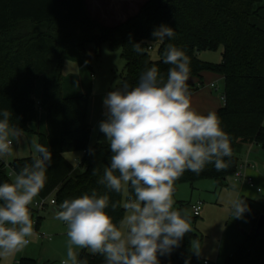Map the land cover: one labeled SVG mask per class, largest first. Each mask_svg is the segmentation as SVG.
<instances>
[{"label":"trees","instance_id":"trees-1","mask_svg":"<svg viewBox=\"0 0 264 264\" xmlns=\"http://www.w3.org/2000/svg\"><path fill=\"white\" fill-rule=\"evenodd\" d=\"M264 0H148L138 12L124 22L107 27L91 18L85 0H0V109L12 112L10 124L24 133H33L39 143L52 153L45 187L36 198L53 197L58 208L65 199L76 198L95 189L108 194L110 203L123 197L99 185V173L109 163L111 155L103 134L90 147L91 126L88 123L89 101L92 95L91 54L103 42L121 51L125 62L122 82L135 86L141 73L155 64L166 79L170 65L163 63L166 45L172 43L183 50L190 61L187 86L190 94L203 86L205 73L220 75L224 81L223 106L215 113L221 127L231 138L230 166L216 171L209 164L197 175L186 171L175 183L191 187L199 181L212 179L217 188L228 186V179L237 170L238 154L248 145L264 149V29L253 17L260 18ZM172 27L175 36L158 48V59L149 51L156 42L153 31L160 25ZM145 47L136 53L132 44ZM94 46V50H88ZM222 49L220 64L198 59L202 51ZM75 63L78 74H65V65ZM41 79V95L34 100L35 85ZM196 79V84L191 80ZM45 114L47 134L28 127ZM94 155H89V149ZM69 152H80L82 170L73 175V165L65 158ZM227 159V158H226ZM32 157L15 159L8 165L0 162V184L12 182L15 174ZM248 205L243 217L251 232L224 264H264V227L254 237L260 217L264 216V199L241 197ZM184 203L178 202L182 210ZM113 222L119 225L123 208L107 209ZM31 216L36 213L30 208ZM195 219V218H194ZM40 217L37 219L39 224ZM38 226V225H37ZM198 235L191 230L171 254L159 256L160 264H200V256L192 249ZM79 259L87 264H104L100 255L83 250ZM20 264H36L24 259Z\"/></svg>","mask_w":264,"mask_h":264},{"label":"clouds","instance_id":"clouds-1","mask_svg":"<svg viewBox=\"0 0 264 264\" xmlns=\"http://www.w3.org/2000/svg\"><path fill=\"white\" fill-rule=\"evenodd\" d=\"M161 44L172 39V27L160 25L152 33ZM138 54L140 43L132 44ZM163 63L170 65L167 78L153 64L140 75L135 86L124 81L103 98L104 119L99 131L108 141L109 163L97 183L122 200L111 202L108 194L93 189L65 199L56 209L68 237L67 256L61 264H87L74 250H87L104 258V264H160L159 256L171 254L191 231L189 217L174 207V185L186 172L199 175L211 164L220 172L230 166L231 138L215 112L201 114L190 103L187 81L190 61L183 50L168 43ZM12 112L0 109V158L11 155L13 139L24 130L10 124ZM35 155L12 182L0 184V257L21 251L34 235L29 205L45 187L52 153L36 137L31 139ZM94 155V150H88ZM227 158V159H226ZM235 218L248 211L244 199L229 200ZM123 208L119 225L107 209ZM199 242L195 253L200 255ZM185 264H188L186 261Z\"/></svg>","mask_w":264,"mask_h":264},{"label":"rangeland","instance_id":"rangeland-1","mask_svg":"<svg viewBox=\"0 0 264 264\" xmlns=\"http://www.w3.org/2000/svg\"><path fill=\"white\" fill-rule=\"evenodd\" d=\"M260 12V18L253 17L252 21L261 28H264V4ZM131 17V16H130ZM121 14L108 13L106 17L98 21L107 27L118 25L121 21ZM160 42L157 40L152 43V50L149 55L152 60L158 59V48ZM88 50L93 51L94 46H89ZM222 49L214 51H202L198 53V59L210 63L220 64L222 61ZM92 77V95L89 101V121L91 126L90 147L94 146L101 132L99 123L105 117L103 98L113 90V87L121 85L125 73V62L121 58V51L113 49L108 43L103 42L99 45L97 54H91ZM65 74H78V67L75 63L65 65ZM193 81H197L194 79ZM202 83L205 86L213 85L212 89L202 88L190 95V103L194 110L199 113L216 112L223 105L222 95L224 91V81L220 75L205 73L202 76ZM41 91V81H37L35 92L38 95ZM29 129L41 134H47L45 119L38 118L37 122L28 125ZM37 136L33 133H24L19 139H13L12 154L0 158V162L8 165L15 159L32 157L35 155L31 148V139ZM65 158L73 165V173L77 175L82 167L80 165L82 153L69 152ZM248 159L249 163L254 165L255 172L264 178V149L255 145L250 152L244 150L241 159ZM261 185V184H260ZM262 186L264 184L262 183ZM238 185L231 177L228 179V186L217 188L212 179L199 181L191 187L188 184H180L173 194L175 200L174 207L177 209L178 202L184 203L182 210L189 217L190 227L198 235V241L193 242L192 249L199 242L200 264L203 260H208L213 264H224L227 257L231 256L237 247L244 241L247 230L246 226L250 224L242 216L235 218L229 204L230 199L240 198ZM256 200L264 199L263 194L254 193ZM35 197L29 208L34 209ZM202 204L201 215L194 219L190 206L193 203ZM51 209L35 210L33 218L36 221L40 217L39 224L34 230V235L29 237L30 243L21 251L4 258L0 257V264H20L24 259L33 260L36 264H61L67 256L68 237L66 235V224L51 214ZM79 254L83 249H76ZM88 252V251H87ZM89 253V252H88Z\"/></svg>","mask_w":264,"mask_h":264},{"label":"crops","instance_id":"crops-1","mask_svg":"<svg viewBox=\"0 0 264 264\" xmlns=\"http://www.w3.org/2000/svg\"><path fill=\"white\" fill-rule=\"evenodd\" d=\"M146 1H148V0H85V4H86L88 13L90 14L91 18L94 19L95 21L99 22L100 21L99 19L106 17L108 13H112V14H116V15L119 13L122 16L121 21L119 22V24H120V23L124 22L126 19H128L130 16L135 15L138 12V10L140 9V7ZM100 24H102V23H100ZM102 25H104V24H102ZM104 26H106V25H104ZM38 81H41V79ZM190 82L193 84H196V81L191 80ZM195 86H198V84H196ZM202 88L212 89L213 85L211 84L210 86H205L203 84V86L200 89H202ZM40 95H41V91L38 95H36V92L34 90V100L38 101L40 98ZM89 113L90 112L88 109V121H89ZM204 114H207V113H204ZM39 117H41L42 119H45V114L39 112L38 118ZM254 146H255V144L245 146L241 150V152L238 154V158H239V163L249 165L248 168H246V170H245V174H246V176L250 177L253 180L255 187L250 188L245 183H239V182H236V184L239 187L238 188L239 189V195L241 197H247V198L256 200L254 198V193L258 194L256 191V188H260L262 190V192L259 194H263V192H264V186H262V183L264 184V178L262 175H259V173L255 172L254 165L249 163V160L247 158L241 159L242 158V152H244V150H246V149L251 152ZM73 175H74V173H73ZM49 208L51 209L50 210L51 214L55 215L56 212L53 210L54 209L53 207H48V208H45L44 210L49 209ZM246 230L248 232L247 233V235H248L251 232V226L250 227L246 226ZM204 262H208L209 264H213L212 262H210L208 260H203L202 263H204Z\"/></svg>","mask_w":264,"mask_h":264},{"label":"built area","instance_id":"built-area-1","mask_svg":"<svg viewBox=\"0 0 264 264\" xmlns=\"http://www.w3.org/2000/svg\"><path fill=\"white\" fill-rule=\"evenodd\" d=\"M248 166H249L248 164L239 163L237 166V170L232 177L234 178L235 182L245 183L250 188H254L255 185H254L253 180L250 177L246 176V174H245V170H246V168H248ZM256 191L258 194L262 192V190L260 188H256ZM33 206H34L35 210L40 211V210H44L45 208H48V207L54 208L56 206V203H55V200L53 197L37 198V201L34 202ZM190 209H191L192 216L194 218H197L201 215L202 204L200 202L193 203V204H191ZM31 218L33 220V227L36 229L37 225H38L37 224L38 217H37L36 221L34 220L33 216H31ZM160 263H161V261H160ZM203 264H209V263L204 262Z\"/></svg>","mask_w":264,"mask_h":264},{"label":"water","instance_id":"water-1","mask_svg":"<svg viewBox=\"0 0 264 264\" xmlns=\"http://www.w3.org/2000/svg\"><path fill=\"white\" fill-rule=\"evenodd\" d=\"M57 208H54L53 210L56 212ZM264 227V216L260 217V219L258 220L257 224H256V228H255V233H254V237L258 236L260 234V232L262 231Z\"/></svg>","mask_w":264,"mask_h":264}]
</instances>
